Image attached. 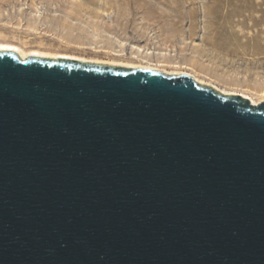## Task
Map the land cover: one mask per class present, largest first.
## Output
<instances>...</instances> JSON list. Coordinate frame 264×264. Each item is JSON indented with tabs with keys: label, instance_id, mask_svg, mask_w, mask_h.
Wrapping results in <instances>:
<instances>
[{
	"label": "water",
	"instance_id": "obj_1",
	"mask_svg": "<svg viewBox=\"0 0 264 264\" xmlns=\"http://www.w3.org/2000/svg\"><path fill=\"white\" fill-rule=\"evenodd\" d=\"M0 264H264V102L0 51Z\"/></svg>",
	"mask_w": 264,
	"mask_h": 264
},
{
	"label": "rangeland",
	"instance_id": "obj_2",
	"mask_svg": "<svg viewBox=\"0 0 264 264\" xmlns=\"http://www.w3.org/2000/svg\"><path fill=\"white\" fill-rule=\"evenodd\" d=\"M263 5L264 0H0V44L15 45L27 56L66 55L189 75L202 86L263 102Z\"/></svg>",
	"mask_w": 264,
	"mask_h": 264
},
{
	"label": "bare ground",
	"instance_id": "obj_3",
	"mask_svg": "<svg viewBox=\"0 0 264 264\" xmlns=\"http://www.w3.org/2000/svg\"><path fill=\"white\" fill-rule=\"evenodd\" d=\"M259 37H262V35H260ZM0 51H5V52L6 51H12V52H15L23 60H25V59H27L28 57H31V56L47 58V55L45 56V54L42 55V54H39V53H35V54H31V55L27 56L23 51H21V49L19 47L15 46V45H12V44H0ZM58 58L75 59V60L82 61L80 58H74V57L66 56V55L59 56ZM58 58H56V59H58ZM50 59H52V58H50ZM103 65H107V64H103ZM110 66H115V65H110ZM116 67H120V66H116ZM123 68H127V67H123ZM128 68H130V69H148V70L156 71V69H153V68H132V67H128ZM220 93L225 94V95H240V96H242V97H244L246 99H249L253 105H259L260 103L264 102V101L263 102H256L253 98H251V97H249V96H247L246 94H243V93H231V94L230 93L228 94V93H225V92H220Z\"/></svg>",
	"mask_w": 264,
	"mask_h": 264
}]
</instances>
